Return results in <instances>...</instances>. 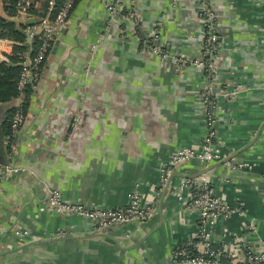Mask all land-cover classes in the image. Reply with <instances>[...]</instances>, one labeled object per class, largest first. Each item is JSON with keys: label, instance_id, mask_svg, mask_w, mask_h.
Instances as JSON below:
<instances>
[{"label": "crops", "instance_id": "0c3cea01", "mask_svg": "<svg viewBox=\"0 0 264 264\" xmlns=\"http://www.w3.org/2000/svg\"><path fill=\"white\" fill-rule=\"evenodd\" d=\"M49 1L35 0L38 12L15 17L5 5L2 16L24 33L28 23L47 14ZM110 1L135 10L138 23H108ZM208 4L220 29L211 78L217 101L214 140L230 161H247L251 168L222 163L202 175L220 198L244 207L245 215L226 222L231 230L243 229L255 217L264 233V4ZM198 6L197 0H76L26 99L13 158L20 171L0 179V252L19 243L14 236L19 229L32 239L60 230L78 236L5 252L0 264H171V243L194 234L195 217L181 212L167 192L162 219L157 212L137 227L111 225L98 234L82 217L44 207L49 188L88 207H120L135 189L149 196L173 149L200 146L205 133L200 93L210 80L193 62L201 56ZM153 27L169 54L165 58L141 51L140 38ZM6 39L12 42L3 44L10 62L14 43ZM174 56L186 62L176 65ZM16 103V97L0 103V130ZM0 145L3 151L2 138ZM205 167L193 161L176 172L197 174Z\"/></svg>", "mask_w": 264, "mask_h": 264}, {"label": "built area", "instance_id": "2783aa9c", "mask_svg": "<svg viewBox=\"0 0 264 264\" xmlns=\"http://www.w3.org/2000/svg\"><path fill=\"white\" fill-rule=\"evenodd\" d=\"M197 1L200 9L197 15L203 32L201 56L193 62L210 80V84L208 83L200 93L204 104L202 117L205 126L200 146L198 148L181 146L173 149L165 163L160 165L154 191L149 196H144L135 189L120 207H88L80 202L63 199L58 191L49 188L44 208L59 215L80 216L90 224L93 231H102L108 226L118 224L137 227L154 218L159 197L166 188L165 192L176 200L179 210L195 217L192 219L194 234L188 238H176L171 243L169 250L171 264H264V233L258 229L259 219L255 217L249 219L243 229L236 231L231 230L226 224L233 215H245V209L239 200L228 202L220 198L202 174L192 177L171 176L177 168L189 166L193 161L209 165L227 158V154L214 140L216 124L214 108L217 101L211 78L219 44V23L215 12L207 7L208 0ZM34 2L35 0H5V5L10 8L11 17H15L19 14H28ZM75 2L76 0H60L59 2L50 0L47 14L37 17L24 28L25 38L30 40V45L19 56L21 69L16 80L17 103L8 120V132L2 136L4 160L0 163V179L6 173L20 171V168L14 164L13 158L19 134L26 119V109L23 106L27 96L25 89L40 79L41 65L55 39L65 28ZM105 8L108 23L115 19H126L131 23H138L140 19V15L135 10L131 8L124 10L112 1L108 2ZM158 34L157 29L154 28L148 35L142 37L141 51L151 50L161 58H165L168 52L159 44ZM150 40H153L155 44L151 45ZM3 44L11 45L12 42L2 36L0 30V61L8 62ZM173 62L181 65L186 60L181 56H174ZM221 93L225 96L230 95L224 90ZM76 119L77 116H74L73 122ZM223 163L234 169L251 168V164L247 161L228 159ZM225 181L230 179L226 178ZM69 233H75V231L60 230L49 236ZM129 235L130 232H126V236ZM14 236L19 242L32 239L26 229L16 230Z\"/></svg>", "mask_w": 264, "mask_h": 264}, {"label": "trees", "instance_id": "16d2710c", "mask_svg": "<svg viewBox=\"0 0 264 264\" xmlns=\"http://www.w3.org/2000/svg\"><path fill=\"white\" fill-rule=\"evenodd\" d=\"M41 1V3L46 2V0H38ZM207 7L208 9L211 10L208 2H207ZM5 9V4H3V0L0 1V30H1V34L2 36L9 38L13 41L14 45H13V57L10 60V62L5 63V62H0V103L1 104H7V102H9L11 99H13L16 94H17V88H16V80H17V76L20 72L21 69V65H20V58L19 56L21 55V53H24L26 51L25 48V34L23 33L22 30H19L17 28H15L14 24L11 22H8L4 19V17L2 16V12ZM39 8H36V6L30 8V12L34 11V12H38ZM197 11L199 12L200 9L198 8ZM40 13V10H39ZM142 39V37L140 38V40ZM151 45H154L155 42L153 40H150L149 42ZM142 40L140 41V48H142ZM162 49H164L165 51H167L165 49V47H162ZM44 62L41 65V70L43 67ZM30 87L28 86L25 89V92L27 94L26 98H25V102H24V108L26 107V99L28 97L29 91H30ZM26 109V108H25ZM13 110V107H11L10 109H8L7 112V117L2 125V128L0 130V138H2V136L4 134H6L8 132L9 129V123L8 120L10 118L11 112ZM4 160V152L1 150V145H0V163ZM48 243H42V244H38V245H45ZM31 245H37V244H31ZM29 246V245H27Z\"/></svg>", "mask_w": 264, "mask_h": 264}, {"label": "water", "instance_id": "95a60500", "mask_svg": "<svg viewBox=\"0 0 264 264\" xmlns=\"http://www.w3.org/2000/svg\"><path fill=\"white\" fill-rule=\"evenodd\" d=\"M32 21H33V19H30V22H32ZM28 41H29V39H28ZM56 43H57V39H55L53 46H55ZM228 159L229 158L216 161L215 163L214 162L213 163H210V165H208V166L206 165V167L203 168L201 171H199L197 174H191V173H185V174H183V173H177L176 171H174L171 176L192 177V176L201 175L205 171H207L208 169L214 167L217 164H222L224 161H227ZM165 190H166V188H164V191H162V193H161V195L159 197L158 207H157V212L159 213V216L161 217V219H162V216H163L162 199L164 197ZM161 221L162 220H160V223H161ZM120 225L121 224H118L117 226H120ZM106 228H104L102 231H104ZM154 230L155 229H153L150 232H148L146 237H148ZM102 231H94V232H95V234H98L99 232H102ZM77 236H78L77 233H69V234H65V235H54L52 237H47V238L28 239L26 241L19 242L15 247H12L9 250H5L3 252H0V255L3 254V253H5V252L17 250V249H20L22 247H25V246L31 245V244L51 243V242L60 241V240L73 239V238H75Z\"/></svg>", "mask_w": 264, "mask_h": 264}, {"label": "rangeland", "instance_id": "374dc122", "mask_svg": "<svg viewBox=\"0 0 264 264\" xmlns=\"http://www.w3.org/2000/svg\"><path fill=\"white\" fill-rule=\"evenodd\" d=\"M22 18H23V17H22ZM152 29H154V27H153ZM156 29H157V28H156ZM150 31H151V30H150ZM157 31H158V30H157ZM146 51H150V52H148V53H151V52H152L151 50H145L144 52H146ZM144 52H143V53H144ZM153 53H154V52H153ZM156 54H157V53H156ZM157 55H158V54H157ZM168 55H169V54H168ZM168 55H167V56H168ZM198 58H199V57H198ZM215 65H216V63H215Z\"/></svg>", "mask_w": 264, "mask_h": 264}]
</instances>
